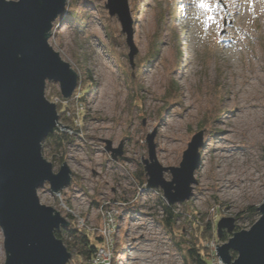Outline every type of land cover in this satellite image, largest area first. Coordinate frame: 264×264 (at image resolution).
<instances>
[{
    "label": "rangeland",
    "instance_id": "1",
    "mask_svg": "<svg viewBox=\"0 0 264 264\" xmlns=\"http://www.w3.org/2000/svg\"><path fill=\"white\" fill-rule=\"evenodd\" d=\"M107 1L67 0L66 15L51 31L49 44L79 75V89L62 105L72 129L59 119L62 126L55 133L66 137L44 142L42 153L55 172L63 160L68 163L72 181L58 195L46 184L38 197L69 222L76 213L97 235L104 233L113 264H192L197 224L215 233L221 219L233 218L236 232L249 230L261 216L264 0H243L244 5L240 0H129L139 51L134 67L121 22L105 8ZM46 87L48 99L59 96L58 83ZM238 109L242 113L233 118ZM247 112L261 114L256 118L260 137L250 136L246 124L253 118ZM199 132L203 159L194 195L169 205L159 187L142 186L137 179L149 159L147 136L155 134L156 158L168 168L179 167ZM107 141L112 148L122 146L118 160L106 151ZM210 141L235 149L237 157L226 170L219 168L223 152L211 153ZM164 177L171 180V172ZM235 184L233 195L222 193L221 186ZM226 233V241L215 237L203 243L211 264H222L216 246L233 236ZM4 244L0 228V264L7 259ZM70 261L81 262L74 252Z\"/></svg>",
    "mask_w": 264,
    "mask_h": 264
},
{
    "label": "water",
    "instance_id": "2",
    "mask_svg": "<svg viewBox=\"0 0 264 264\" xmlns=\"http://www.w3.org/2000/svg\"><path fill=\"white\" fill-rule=\"evenodd\" d=\"M66 3L0 0V228L7 253L5 264H69L72 258L64 241L56 237L70 222L38 197L46 184L58 195L72 181L68 163L55 172L42 153L44 141L61 125L57 104L46 97L47 82L58 83L65 99L72 98L79 83V75L49 44L55 21L66 15ZM105 8L121 22L134 67L139 51L129 0H108ZM147 138L149 159L144 171L148 187H159L169 205L190 200L203 159V133L193 137L179 167L168 168L156 158L155 134ZM105 149L114 160L123 155L122 146L112 148L111 141ZM168 171L172 174L169 181L164 177ZM257 209L261 216L249 230L234 232L233 218L219 221L218 232L226 230L233 235L226 244L216 246L222 264H264V203Z\"/></svg>",
    "mask_w": 264,
    "mask_h": 264
},
{
    "label": "trees",
    "instance_id": "3",
    "mask_svg": "<svg viewBox=\"0 0 264 264\" xmlns=\"http://www.w3.org/2000/svg\"><path fill=\"white\" fill-rule=\"evenodd\" d=\"M78 89L76 90V93L78 92ZM83 90L87 92V90H89V86L84 87ZM58 94L59 97H62L61 92H59ZM57 109L59 112V119L65 120L64 127L72 129V119L65 116L66 113L62 109V105L58 104ZM64 137L66 136L59 133H54L50 134L44 142H58L59 139L61 140V138ZM64 162L65 161L63 160L62 163ZM140 172L141 173L138 174L137 179L139 180L142 186H146L148 182L145 172L142 170ZM164 211L169 215H173V208L171 206L165 205ZM165 222V224H167L168 226L170 225L168 224V220H165ZM197 225L199 232L194 233L193 241V244L196 246L195 248H193V250H189V254L192 258V264H211L212 255L207 254V247L206 245H203V243L208 242L211 239L215 240V237L217 239L226 241L229 238L228 234L226 233V231H222L219 233L218 229H216L215 234L209 230L207 231L206 226L202 224ZM56 237L64 241L67 249L70 250L71 253H76V256L81 261L80 264H91V259L95 256L97 251H99L100 248L106 245V239L103 235H97L96 233L93 234L84 230L82 231L79 228H76L74 221L70 222V226L68 228H62L61 231H57ZM232 255L234 259L237 258V254H235L234 252H232Z\"/></svg>",
    "mask_w": 264,
    "mask_h": 264
},
{
    "label": "bare ground",
    "instance_id": "4",
    "mask_svg": "<svg viewBox=\"0 0 264 264\" xmlns=\"http://www.w3.org/2000/svg\"><path fill=\"white\" fill-rule=\"evenodd\" d=\"M239 3H242L243 5L245 4V3H243V0H240ZM252 79H254V78H252ZM254 85H255V83L252 82V84L250 85L251 86V89H250L251 91H252ZM115 94H116V92L113 93V95H115ZM187 104H188V106H191L192 105V103H190L189 101L187 102ZM253 107H255V106H253ZM237 112H239V114L232 116L233 118H237L238 115H240L242 113V112L239 111V109L237 110ZM244 115L246 117L251 116V118H253L251 120V122H249L248 125L246 124V127L249 130L250 136L253 137V138H254V136L255 137H260L261 136V133L257 129L258 128V124L256 123V118H261V114L259 112H254L253 115H251L250 113L248 114V112H247V114H244ZM227 119H228V117L226 118V120ZM224 122H226V121L222 120L221 122H219V124H222L223 125ZM221 131L222 132H225L226 130L223 127H221L220 128V132ZM214 142L218 143L217 141H210V143L208 144L210 147L211 146H214V148H212V150H211L212 151L211 153L217 155L218 153L221 154L223 152L222 155H221V157H223L225 160L223 161V165L222 166H219V168L222 169V171L223 170H226L228 164L233 162V158L234 157H237L236 156V153L234 151L235 149L233 148L232 150H227L226 148H223V147L222 148H219L218 146H216L214 144ZM239 150H241V149L239 148ZM234 174H235V172H232V174H229L228 175L229 182H232V180L234 179ZM234 187H238V185L235 184L233 187H232V185H223V186H221L222 193H224V192L227 191L229 195H233L235 193L234 192V190H235Z\"/></svg>",
    "mask_w": 264,
    "mask_h": 264
},
{
    "label": "built area",
    "instance_id": "5",
    "mask_svg": "<svg viewBox=\"0 0 264 264\" xmlns=\"http://www.w3.org/2000/svg\"><path fill=\"white\" fill-rule=\"evenodd\" d=\"M76 94V91L74 92V94L72 95V98L69 99H65L63 97H59L56 96L53 99H51V102H53L54 104H68L71 99L74 98ZM73 219H74V223L76 228H79L80 230H84L86 232H90V233H95L94 230L89 226V224L87 223L85 217H83L82 215L73 213ZM101 235L104 236V238L106 239V245L102 248L99 249V251H97V253L95 254V256L91 259V264H113V259H111V254L109 253V250L107 249V247L109 246V240L108 238L105 237L104 233H100Z\"/></svg>",
    "mask_w": 264,
    "mask_h": 264
},
{
    "label": "snow or ice",
    "instance_id": "6",
    "mask_svg": "<svg viewBox=\"0 0 264 264\" xmlns=\"http://www.w3.org/2000/svg\"><path fill=\"white\" fill-rule=\"evenodd\" d=\"M201 7H205L206 5H204L203 3H201V5H200Z\"/></svg>",
    "mask_w": 264,
    "mask_h": 264
}]
</instances>
